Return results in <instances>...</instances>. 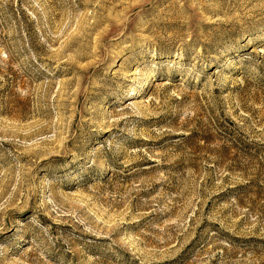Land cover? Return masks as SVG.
I'll return each instance as SVG.
<instances>
[{
	"label": "rangeland",
	"instance_id": "rangeland-1",
	"mask_svg": "<svg viewBox=\"0 0 264 264\" xmlns=\"http://www.w3.org/2000/svg\"><path fill=\"white\" fill-rule=\"evenodd\" d=\"M0 264H264V0H0Z\"/></svg>",
	"mask_w": 264,
	"mask_h": 264
}]
</instances>
